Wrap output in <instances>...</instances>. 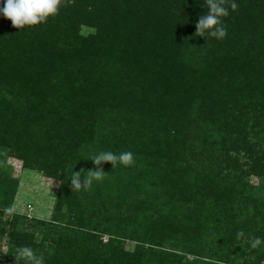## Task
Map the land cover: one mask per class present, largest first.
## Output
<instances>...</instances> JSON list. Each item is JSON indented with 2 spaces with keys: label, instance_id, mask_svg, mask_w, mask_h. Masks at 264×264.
Wrapping results in <instances>:
<instances>
[{
  "label": "trees",
  "instance_id": "16d2710c",
  "mask_svg": "<svg viewBox=\"0 0 264 264\" xmlns=\"http://www.w3.org/2000/svg\"><path fill=\"white\" fill-rule=\"evenodd\" d=\"M236 3L222 40L196 34L204 0L0 15V159L56 183L50 220L9 215L18 179L0 169V264L25 246L45 264H264V0ZM101 151L135 163L97 166Z\"/></svg>",
  "mask_w": 264,
  "mask_h": 264
},
{
  "label": "clouds",
  "instance_id": "9594fccd",
  "mask_svg": "<svg viewBox=\"0 0 264 264\" xmlns=\"http://www.w3.org/2000/svg\"><path fill=\"white\" fill-rule=\"evenodd\" d=\"M0 15L11 21L15 28H24V26H35L47 21L48 18L58 14L62 5V0H0ZM207 8L206 14L199 17L196 23L198 36L212 37L222 40L227 36V28L224 25L223 18L229 16L230 9H237L236 0H204ZM89 160L97 166L104 162L112 164L113 168L117 163L123 166H131L135 163L134 154L131 151H123L119 154L112 151H101L96 153ZM83 175L73 172L68 180L71 182L72 190H86L105 175L98 167L95 171L87 172ZM3 211L9 215L14 213L12 206L5 207ZM243 236L244 233H239ZM264 245V238L255 237L252 240V246ZM16 256L24 264H45L44 258L37 255L31 247H21L17 249Z\"/></svg>",
  "mask_w": 264,
  "mask_h": 264
},
{
  "label": "rangeland",
  "instance_id": "374dc122",
  "mask_svg": "<svg viewBox=\"0 0 264 264\" xmlns=\"http://www.w3.org/2000/svg\"><path fill=\"white\" fill-rule=\"evenodd\" d=\"M86 33L87 30H84ZM0 169L7 170L18 179V187L13 202L14 213L30 218L50 220L56 197V183L37 171L23 169L21 163L12 158L0 159ZM258 184L259 180L251 178ZM264 182V179H263ZM126 249L133 250L134 244L127 242ZM7 252L5 239H0V261Z\"/></svg>",
  "mask_w": 264,
  "mask_h": 264
}]
</instances>
